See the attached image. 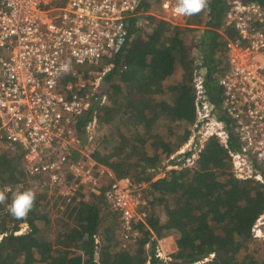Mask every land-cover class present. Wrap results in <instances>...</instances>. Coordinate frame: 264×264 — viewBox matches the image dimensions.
Instances as JSON below:
<instances>
[{
    "label": "trees",
    "instance_id": "1",
    "mask_svg": "<svg viewBox=\"0 0 264 264\" xmlns=\"http://www.w3.org/2000/svg\"><path fill=\"white\" fill-rule=\"evenodd\" d=\"M248 1L264 5V0ZM148 5L143 9L151 8ZM228 7L229 0H209V19L199 13L188 19L185 27L147 15L154 26L142 36L135 18H130L131 38L115 55L113 68L104 74L96 91V95H105V102L94 101L77 117L78 135L94 118L97 125L107 124L113 131L91 151L94 168L103 165L117 179L128 177L136 184L148 185L147 190L142 189L147 201L142 208L147 214L133 222L138 237L122 240L120 214L93 194L91 199L78 200L71 207L72 225L57 221L54 237L48 240L47 234H39L48 215V201L43 193H35L34 207L26 219H14L7 211L0 217V264H264V240L252 232L264 213V183L236 178L228 149L215 136L203 143L193 166L164 170L162 160L188 140L195 120L193 71L182 76L178 73L187 49L182 36L203 27L198 69H204V88L217 108L221 93L217 79L227 67L226 37L236 35L232 25L224 26ZM194 44L191 39L190 47ZM66 79L78 80L73 76ZM112 79L115 82L109 85ZM221 119L226 120L223 116ZM173 125L182 130L170 141L167 130L172 131ZM122 127L130 133L129 138L120 133L121 140L107 145ZM228 142L229 147L236 146L230 133ZM8 148L0 154V191L25 179L18 154ZM188 155L183 154L184 158ZM159 167L164 170L163 176L153 179ZM106 186H101V192ZM6 196L3 204L12 200L11 192ZM155 206L164 210V222L153 210ZM104 209H109L107 214H103ZM24 221L29 231L18 234ZM169 235L176 249L164 261L157 256V241Z\"/></svg>",
    "mask_w": 264,
    "mask_h": 264
},
{
    "label": "built area",
    "instance_id": "2",
    "mask_svg": "<svg viewBox=\"0 0 264 264\" xmlns=\"http://www.w3.org/2000/svg\"><path fill=\"white\" fill-rule=\"evenodd\" d=\"M156 2L0 0V142L21 160L25 179L20 186L35 193L54 189L66 202L82 200V194H98L120 214L124 241L135 240L138 231L133 222L147 214L142 208L147 204L144 185L128 177H113L101 192L102 182L93 174L96 163L90 151L94 143L89 153L83 151L76 121L94 101L105 102V95H96V91L104 74L113 68L115 55L131 38L128 20L135 18L139 25L145 16L154 15L151 8ZM158 3V17L173 26L185 27L193 17L176 15V0ZM145 4L151 8L143 9ZM207 9L200 12L206 20ZM224 20V26L232 25L236 35L226 37L227 67L217 79L220 102L217 108L211 104L202 71L194 69L195 120L184 144L191 154L181 165L194 164L203 143L215 136L228 149L236 178L264 183V5L229 0ZM198 28L197 38L203 30ZM101 62L103 70L94 72L87 83L88 76L83 82L66 79L63 83L66 76L78 78V69L84 64ZM65 65L68 71H64ZM95 124V118L87 123L86 135ZM229 133L235 139L234 148L229 147ZM99 167V175L104 170L110 172ZM252 232L256 238H264V213ZM157 256L163 255L158 251Z\"/></svg>",
    "mask_w": 264,
    "mask_h": 264
},
{
    "label": "rangeland",
    "instance_id": "3",
    "mask_svg": "<svg viewBox=\"0 0 264 264\" xmlns=\"http://www.w3.org/2000/svg\"><path fill=\"white\" fill-rule=\"evenodd\" d=\"M158 2L159 1H157L154 4V6L151 8L152 13H154L153 16H155L156 18H159L158 15L161 13ZM206 9H207V7H206ZM159 19H161V18H159ZM153 26H154L153 22L147 17H144V20L142 19L140 21L139 25L135 23V27L136 28L139 27V33H140L139 35L140 36H142L143 33H145V32H148V31L150 32L152 30ZM199 34H200V29H196V30L188 31L185 34H183V36H182V40L187 44V49H186V56L182 58L181 63H180V67L178 68V73H180L181 76L185 75L187 71L191 72L194 69L199 70L198 69L199 68L198 63L200 61V54H202V53H200L201 50H200L199 45H198L199 44V38H197V35H199ZM133 37H134V35H132V38ZM191 39H194V41L196 43L192 47H190V45H189ZM103 68H104V62H101L97 65L96 64L95 65L84 64L82 67H80V71H78V78L77 79L80 80L79 82H83L84 80H82V79H84V78H86V76H88L89 78L86 79V83H87L88 79L92 80L95 73H98V74L101 73ZM100 69H102V70H100ZM201 70H199V71H201ZM114 82H115V80L112 79L109 85H113ZM192 82H193V78H192ZM103 106L106 107L105 105H103ZM171 129H172V131L167 130V134L170 135V141H174L176 135L179 134L180 133L179 131L182 130V127L173 125V127ZM112 132L113 131L109 125H107V124L97 125L96 124L93 128L92 127L90 128V132L87 135L85 132L80 133L79 134L80 139L83 140V151L86 153H89V151L91 150V148H89V147L91 144L93 145V143H95V147L98 148V142L101 140V138L104 137L105 135H109ZM120 133H122V136L125 135V137L129 138L128 135H130V133L127 131V129L122 127L121 132H120V130L117 132L116 136H118V138L116 136H114L113 139L112 138L109 139L107 142V145H112L113 142H118L119 140H121L122 137H121ZM91 136L93 137V140L92 139L90 140ZM109 137H110V135H109ZM184 144L185 143H183L176 151H178L180 148H182L184 146ZM6 148H8L7 145L1 141L0 142V154H2V152ZM8 149H10L9 151H13L11 148H8ZM90 153H91V151H90ZM16 159L19 160L18 165L21 168L20 158L16 157ZM179 159L178 160H170V158L162 159L163 163L165 164L164 170H166L167 164L173 165L176 162L180 161ZM185 163H187V162L185 161ZM186 165L193 166L194 164L189 163ZM98 168H100L99 165L97 168H94V172H93L94 177L99 178L102 182V185H105V186L108 185L110 180L113 179V177L115 176L114 173L109 169L110 172H108L107 170H104V172H102L99 175ZM164 170L159 167L157 169L156 174L154 175L153 179H157L159 177H162ZM150 171H152V170H150ZM95 173H96V175H95ZM242 180H244V179H242ZM142 184L145 185L143 189L147 190L148 185L145 183H142ZM10 186H11V188H13V189H11V196L14 192H17V191L31 190L29 188H24V186H22V185L20 186V184H18V186H15V185H10ZM39 194L44 195L45 197H43V199L45 201H48V204H47L48 215H46L45 224H41V226L39 227V231H40L39 234H40V236H44V234H47V239L50 240V239H53V237H54V233H55L54 228H57V226H58L57 221L60 222L61 224L64 223L65 226L73 224L74 214L72 213V215H70L69 211L71 210V207L75 205L76 200H73L70 202H66V201L63 202L57 196L58 194L54 189H48V188H44L42 192H39ZM91 197H93V195H85V194L81 195V199L85 200V201L91 199ZM10 198H12V197H10ZM83 198H85V199H83ZM10 203L11 202H7V203L3 204L2 208L0 209V217H3V215L5 214L7 205ZM109 208L112 209L110 206H109ZM108 210L109 209H104L103 214H107ZM153 210H155L157 212V214L161 217V219H160L161 222H164V219H165L164 210L158 208L157 206H155L153 208ZM9 219H10V217H8L6 215V220H9ZM9 223L11 224L12 222H9ZM28 226H29L28 222H26V221L22 222L20 224V228H19V231H17V233L20 234V233H25V232L29 231ZM112 226H114V224H112ZM135 231L137 232V230H135ZM120 235H121V230H120ZM138 235H139V233H138ZM138 235L136 236V238L138 237ZM0 237H1V234H0ZM121 238H122V236H121ZM263 240H264V238H263ZM171 241L174 242V239L171 235H169L168 237L166 236V237H163L161 239H158L157 250L160 251L161 254L163 255V256H161V258L164 259V257H165L166 259H168L167 257H169L170 254L175 251V249L173 247L168 248V246H167V243L171 244Z\"/></svg>",
    "mask_w": 264,
    "mask_h": 264
},
{
    "label": "clouds",
    "instance_id": "4",
    "mask_svg": "<svg viewBox=\"0 0 264 264\" xmlns=\"http://www.w3.org/2000/svg\"><path fill=\"white\" fill-rule=\"evenodd\" d=\"M208 3H209V0H176V6L174 8V12L178 16L190 17V16L197 15L200 12H202L208 6ZM68 70H69L68 66L65 65L64 71H68ZM201 71L202 73H204L203 69ZM182 148L184 149L183 152L178 153V151L181 150ZM182 148H180L178 151H175L173 154H170L167 157V159L170 158V160H178L181 157L179 159L180 161L182 159L181 163L179 164L180 161H178L173 165L177 164L178 166H181V164L185 162V159L190 156L191 150L189 151L186 150L184 146ZM184 153H189V155L186 158H184L183 156ZM171 156H174V157L171 158ZM183 158H184V161H183ZM173 165L167 164L166 170L173 168L171 167ZM231 170H232V167H231ZM9 191H11V189H8V188H6L3 191H0V204H3L7 200L6 192H9ZM35 200H36V194L35 192L31 190L22 191V192L21 191L14 192L12 194L11 203L8 204L6 207V211L14 219H17V220L26 219L29 212L32 211L34 207ZM260 239H263V238H260Z\"/></svg>",
    "mask_w": 264,
    "mask_h": 264
},
{
    "label": "crops",
    "instance_id": "5",
    "mask_svg": "<svg viewBox=\"0 0 264 264\" xmlns=\"http://www.w3.org/2000/svg\"><path fill=\"white\" fill-rule=\"evenodd\" d=\"M94 148H95V143H94ZM167 237H168V236H167ZM172 244H173V245H172ZM167 246H168V248H172V247H173L174 249H176V247H175V243L172 242V241H171V244H170V243H167ZM174 249H173V250H174Z\"/></svg>",
    "mask_w": 264,
    "mask_h": 264
},
{
    "label": "water",
    "instance_id": "6",
    "mask_svg": "<svg viewBox=\"0 0 264 264\" xmlns=\"http://www.w3.org/2000/svg\"><path fill=\"white\" fill-rule=\"evenodd\" d=\"M204 70V69H203Z\"/></svg>",
    "mask_w": 264,
    "mask_h": 264
}]
</instances>
